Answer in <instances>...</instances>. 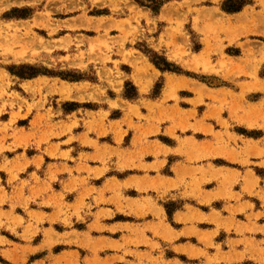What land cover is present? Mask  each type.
<instances>
[{
	"label": "rangeland",
	"instance_id": "rangeland-1",
	"mask_svg": "<svg viewBox=\"0 0 264 264\" xmlns=\"http://www.w3.org/2000/svg\"><path fill=\"white\" fill-rule=\"evenodd\" d=\"M228 1L0 0V150L7 140L20 144L24 110L29 117L45 107L64 114L106 108L112 117L126 110L146 119L140 111L153 114L166 103L165 78L154 69L188 78L186 88L200 97V117L206 113L198 127L181 128L190 138L173 135L187 163L199 167L169 187L141 185L148 203L137 218H126L133 222L119 229V245L86 237L84 223L67 217V205L60 207L62 219L19 210L27 221L12 218V229L1 231L11 244L0 239V247L11 250L0 251V264H264V151L234 156L230 131L239 119L229 120L230 89L242 86L241 105L245 93L262 90L264 0H245L236 13L223 10ZM157 138L167 141L159 129ZM249 155L257 158L248 162ZM233 169L252 170L257 178L234 176ZM149 205L165 216L155 213L157 222L147 224Z\"/></svg>",
	"mask_w": 264,
	"mask_h": 264
},
{
	"label": "crops",
	"instance_id": "crops-1",
	"mask_svg": "<svg viewBox=\"0 0 264 264\" xmlns=\"http://www.w3.org/2000/svg\"><path fill=\"white\" fill-rule=\"evenodd\" d=\"M154 70L165 78L161 99L166 103L153 114L140 111L144 120L130 116L126 110H119V116L112 117L114 111L106 108H77L64 114L45 107L29 117L23 111L19 121L26 125L19 128L20 144L7 140L0 150V217L4 223L0 239L5 245L11 241L1 231L12 229L10 220L27 221L20 211L26 216L62 219V205L69 207L67 217L72 224L84 223L82 233L86 237L96 244L119 245V229L133 222L126 218H137L140 205L148 203L145 196L139 195L141 185L154 186L161 182L169 187L187 181L186 174L199 167L188 164L185 159L181 141L190 137L181 128L188 124L198 127L200 119L203 120L206 113L200 117L201 104L197 105L200 97L191 95L192 91L186 88L190 85L188 78ZM257 76V85L262 90L245 93L242 105V86L230 89L233 94L229 96V120L239 119L230 131L236 140V145H231L234 156L240 150L244 155L252 150L264 151V120H261L264 106L260 107L264 103V63ZM242 84H253V81L245 80ZM171 93L177 100L168 96ZM150 103L156 102L153 99ZM255 122L259 126L250 125ZM210 126L212 123L203 125L211 131ZM235 126L255 134L245 137L236 133ZM158 129L167 141L157 138ZM241 139L248 144H241ZM205 141L213 142L210 138ZM257 142H260L258 148ZM251 158L257 157L249 155L248 162ZM250 171L253 172L233 169L230 173L257 178ZM129 206H132L130 210ZM155 213L161 218L165 216L163 208L149 205L147 224L157 222ZM259 214L260 220H264V210ZM16 231L20 235L24 229ZM10 250L7 246L0 247L4 255Z\"/></svg>",
	"mask_w": 264,
	"mask_h": 264
},
{
	"label": "trees",
	"instance_id": "trees-1",
	"mask_svg": "<svg viewBox=\"0 0 264 264\" xmlns=\"http://www.w3.org/2000/svg\"><path fill=\"white\" fill-rule=\"evenodd\" d=\"M240 3V5H234V4H232V3ZM244 2H246L245 0H229L228 2H227V4L226 5H224V7H223V10L225 11V12H227V13H236V12H239L241 9H242V7H243V4L242 3H244ZM157 65V67H159L158 66V64H156ZM168 67V66H167ZM164 71H167L168 70V68H165V69H163ZM36 74L34 73V74H31V75H29L28 77L27 76H24V75H20V77H22V78H32V77H34Z\"/></svg>",
	"mask_w": 264,
	"mask_h": 264
},
{
	"label": "bare ground",
	"instance_id": "bare-ground-1",
	"mask_svg": "<svg viewBox=\"0 0 264 264\" xmlns=\"http://www.w3.org/2000/svg\"><path fill=\"white\" fill-rule=\"evenodd\" d=\"M208 14H209V13H208ZM212 17H213V16H212ZM263 17H264V16H263ZM243 18H244V17H243ZM214 19H215V18H214ZM245 19H246V17H245ZM262 19H263V18H262ZM263 60H264V59H263ZM263 60H262V61H263ZM259 61H260V60H259ZM215 93H216V92H215ZM241 98H242V97H241Z\"/></svg>",
	"mask_w": 264,
	"mask_h": 264
}]
</instances>
